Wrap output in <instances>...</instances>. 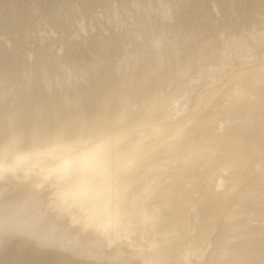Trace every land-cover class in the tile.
<instances>
[{
    "label": "rangeland",
    "instance_id": "1",
    "mask_svg": "<svg viewBox=\"0 0 264 264\" xmlns=\"http://www.w3.org/2000/svg\"><path fill=\"white\" fill-rule=\"evenodd\" d=\"M192 47L203 55L191 63ZM185 48L178 68L167 67L166 56L180 57ZM142 57L150 63L142 65ZM166 67L181 79L163 77ZM104 70L114 79L102 94L118 104L107 110L111 130L136 125L158 100L164 121L117 134L118 146L148 148L154 136L156 146L145 161L123 164L124 197L109 186V208L101 213L127 210L143 192L144 209L163 219L154 217L152 227L164 231L155 234L163 264H264V137L243 131L264 120V0H0V104L15 106L41 90L65 108L81 96L78 88L98 85ZM58 111L56 125H63L67 109ZM79 116L72 121L86 118ZM48 184L32 175L8 186L0 202L12 213L49 219L59 212V193ZM83 233H63L77 249L56 256L73 261L89 238ZM26 244L0 242V264H23L25 248L35 262L54 251ZM105 245L97 250L115 257L114 240Z\"/></svg>",
    "mask_w": 264,
    "mask_h": 264
},
{
    "label": "bare ground",
    "instance_id": "2",
    "mask_svg": "<svg viewBox=\"0 0 264 264\" xmlns=\"http://www.w3.org/2000/svg\"><path fill=\"white\" fill-rule=\"evenodd\" d=\"M193 47L192 51L195 49ZM189 48L191 49L190 46ZM187 53L188 49L185 48L180 57L167 55L166 64L169 65L166 66L170 67L171 64L172 67L175 64L178 68L177 65L181 62V58ZM196 54L197 52L195 56L193 54L190 58L187 56L191 63L202 58L201 52ZM211 55L213 54L206 53L203 57H210ZM149 63L146 57H142V65ZM137 64L139 65V62L136 63V67ZM168 69H166V73L163 71L165 74L162 72L163 77L181 79L180 73L176 74L174 70L172 73ZM99 78L98 85L78 88L77 93L81 96L79 99H71L65 108L57 102L58 100L48 97L49 95L46 96L41 90L40 92L33 90L35 91L33 94L29 93L15 106H6V103L0 104V194L5 192L11 184L35 174L38 178L42 176L46 182H49L48 185H53L59 193V195L56 193L59 196L58 200L56 199L58 204L54 203L59 212L49 213V219L47 215V217L42 216L44 213H12L8 211L9 209L7 210L5 203L0 202L1 243L8 244L18 241L47 250L46 245L54 250L51 255H46L47 261L41 262L42 259H39L40 261L37 263L29 258L33 254L25 248L27 251L22 253L20 257L18 256L23 260V264H75L78 262H82V264H163L158 254L160 245L157 244L155 234L164 233V231L152 228L156 226L154 223L157 222L154 220L155 216L152 213H147V210L144 209L145 204L143 205L141 200L143 199V195H141L144 194L143 192L137 194L136 199L129 203L127 210H122L116 206L114 213H101L102 210L109 208V186L114 191L118 190L120 199L124 197L121 193L123 187L120 186V180H122V173L128 167L123 164L131 160L142 161L146 159L152 154L154 146H156L154 135V138H150L152 140L149 139L148 148H140L129 143L130 141L118 146L116 143L117 134L120 131L134 129V126L152 125L164 121L163 114H161L163 103L158 100L149 111L140 114L137 117L136 125L131 123L111 130L112 125L109 116V119L107 118V110H113L118 104L110 96L107 99L104 98L103 91L105 88L103 89V87L108 86L114 77L107 70H104ZM36 88L38 87L36 86ZM136 91L130 92L128 97L136 96ZM142 99L145 100V96L140 98V100ZM101 102L105 105L104 109ZM54 109L57 112L59 109H67V115L64 114L66 121L63 125H56L58 114L56 110L54 113L52 112ZM30 113L34 116L37 124L30 123ZM76 114H80L79 117L81 115L86 117L82 116L89 126H86L83 120V122L81 121L82 118L80 119L81 122L74 123L72 120L75 119ZM60 116L62 117V114ZM249 123L246 126L243 125V131L250 129L256 136L264 137V120L254 126ZM69 125L71 127L75 125V129H77L76 138L68 134L71 133L68 129ZM85 127L88 128L84 129ZM19 130L22 132L20 133ZM23 136H25L26 144L29 145L26 148L20 142V139L24 138ZM66 138L69 139V142H65L67 141ZM61 139L64 141L60 142ZM226 146L230 148L234 146L239 151L238 147L241 148L237 144L230 143ZM112 182L115 188H113ZM44 184L47 183L44 181ZM155 219H157L156 221L163 220L159 216ZM111 221L115 224L114 227H111ZM72 228L83 230V236L89 238L83 243L81 249L79 248L82 252H79L78 256L70 262L57 256H62L61 252L77 249L74 247L75 238L70 243L69 241L66 242L64 237L65 240H63L61 236H65L66 234L63 233H67ZM71 236L73 238V235ZM97 236L101 239L98 242ZM75 237L79 238L78 235ZM166 239H168V234ZM113 240L115 242L114 250H116L115 257L105 253L101 254L97 250V248H105V244L110 245ZM120 248L123 250L121 254L118 252ZM178 256L179 253L174 251L173 257Z\"/></svg>",
    "mask_w": 264,
    "mask_h": 264
}]
</instances>
